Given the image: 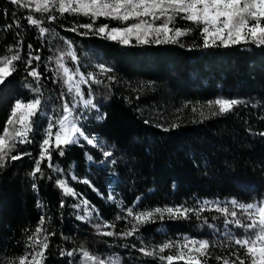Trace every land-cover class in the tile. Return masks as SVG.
<instances>
[{"label":"trees","instance_id":"16d2710c","mask_svg":"<svg viewBox=\"0 0 264 264\" xmlns=\"http://www.w3.org/2000/svg\"><path fill=\"white\" fill-rule=\"evenodd\" d=\"M48 14L55 19L48 20ZM48 14L0 0V57L19 51L23 58L15 62L18 70L0 87V134L17 100L27 103L39 97L42 102L39 117L33 118L38 121L31 134L33 142L18 145L12 153L30 155L9 160L0 168V264L29 251L27 237L41 217L45 218L42 227L50 234L45 264H69L70 260L80 264L81 249L104 260L117 258L120 264H161L139 249L179 241L186 235L212 242L208 231L216 211L206 208L200 218L191 213L188 219L157 216L155 222L125 237L121 234L135 223L128 218V208L136 212L181 205L198 208L204 201L247 203L264 198V136L259 135L264 132V47L241 44L206 49L199 30L178 37L176 43L138 44L132 39L125 46L79 27L92 22L88 17L61 16L54 9ZM28 15L48 29L44 37L28 24ZM127 23L99 18L93 31L103 24L111 28ZM73 27L75 32L68 30ZM173 27L196 26L178 19ZM65 41L71 42L76 62L64 55ZM30 54L41 57L31 65H39V84L27 75ZM58 56L73 72L79 68L85 77L92 73L100 83L80 84L81 95L75 88L69 92L62 71H57ZM100 65L110 71L101 73ZM77 80L79 76H74ZM37 86L39 93L34 91ZM218 98L241 103L227 114L212 116L218 107L210 103ZM87 99L96 107H86ZM64 103L76 106L72 115L80 117L78 126L102 147L77 143L67 147L63 156L54 150L52 168L45 160L43 175L33 177L30 173L45 130L50 121L62 117ZM103 151L113 153L106 163H101ZM58 179L65 180L76 195H63ZM85 179L89 184L81 182ZM110 195L113 200L108 199ZM84 200L91 215L78 219L85 214ZM109 231L116 235L102 234ZM61 249L75 255L61 257ZM236 251L215 245L209 250L208 264H218L217 256L235 259L231 253Z\"/></svg>","mask_w":264,"mask_h":264},{"label":"snow or ice","instance_id":"6c2138e0","mask_svg":"<svg viewBox=\"0 0 264 264\" xmlns=\"http://www.w3.org/2000/svg\"><path fill=\"white\" fill-rule=\"evenodd\" d=\"M10 3L22 8H30L33 12L41 15L49 13L50 9L59 12L61 16L64 14L82 15L90 18L91 23L80 24L79 27L89 30L94 35L101 38L119 42L122 45H130L134 38L138 44L149 43H176L177 38L187 35L189 32L199 30L203 39V48L211 47H231L241 44H254L257 47H264V0H10ZM34 6V7H33ZM48 20H54L55 17L48 14ZM99 18H105L109 21L129 22L123 27H109L108 24L100 25L93 31V25ZM178 19L185 20L195 25V29L188 27L181 29L173 27ZM156 21H161L157 24ZM29 25L39 29L41 37L45 36L48 29L41 27V21L34 18L33 15L27 16ZM11 31V27L8 28ZM69 31H76L73 27ZM88 33H82L87 35ZM68 44V51L64 54L76 62L78 57L76 52L72 51L71 42L65 41ZM32 47L31 44L28 45ZM23 59L19 51L11 56L0 57V87L8 83V78L13 75L18 69L17 61ZM40 56H31L27 61L26 68L27 75L32 77L37 84L40 82L42 75L37 69L39 65L32 67L33 60L39 61ZM57 71H62L63 83L71 92L75 88L77 95H81L80 84L87 83L91 80L93 83H100L95 79L92 73L87 77L80 74L79 68L73 72L69 67L65 66L63 56L56 58ZM100 72H108L110 69L99 66ZM74 76H79V80L74 81ZM110 78V77H109ZM55 82V81H54ZM39 93L40 88L37 86L34 89ZM91 95V93H89ZM241 103L236 99L218 98L210 103V107H218V112L213 111L212 116L227 114L234 109L236 105ZM86 107L95 108L93 100L87 99L84 101ZM75 105L64 103L62 105L63 115L56 121H50L45 130V137L40 143L39 158L35 160V167L30 173L35 177L38 173L43 175L41 164L47 160L48 167L52 168L51 161L53 159L52 152L59 151V155H65L67 147L77 144L79 138L87 141V144L94 147H102L99 142L89 138L85 131H82V125L78 126V116H73L72 113ZM42 110V102L39 97L24 103L19 100L16 101L11 109V113L5 122L2 134H0V168L6 167L7 161H17L22 159L24 155L30 153L12 154L16 152L18 145L30 144L33 142L34 125L38 121H34V117H39ZM101 118V117H98ZM19 124L20 127H16ZM58 126V127H57ZM176 127V125H173ZM54 145L52 141L53 130ZM167 131V129H165ZM264 136V132L259 133ZM105 158L101 163H106L112 157L111 151H103ZM88 159L91 161L92 157ZM115 163V161H112ZM60 171V169H53ZM72 179H77L73 176ZM89 184L88 180L81 181ZM56 184L63 190L65 196H75V190L68 185L65 180L58 179ZM35 188V184H33ZM109 200L114 198L110 195ZM231 208L227 205L219 206L218 202L204 201L203 205L198 208H188L183 205L177 207L154 208L152 210L136 212L134 208H128L127 215L132 217L135 223L129 231L121 235L133 236L139 231L143 225L155 222L157 216L163 220L165 214L168 219H188L189 214L196 215L200 218V214L210 204H215L214 210L224 217V224L233 225L237 229H243V235L239 238L234 237L230 232L227 234L228 238L232 240L234 245L239 246L236 252L231 253L235 259L228 257L217 256L215 259L218 264H264V198L258 202L241 203L235 199L230 202ZM85 205L84 216L78 219H86L91 215L88 210V201H82ZM60 206H65L64 201L61 200ZM76 207H79L77 205ZM239 210V211H237ZM94 212L95 209H92ZM243 215L244 219L239 217ZM231 217V219H229ZM121 219V217H117ZM45 224V218L41 217L38 226L27 237L26 248L29 251L15 260H9L7 264H45L48 259L49 233L46 228L42 227ZM106 227H114V225L106 224ZM99 227V226H98ZM106 236L116 235L113 232L102 233ZM212 242L208 240H197L184 237L182 241H167L163 244L157 245L151 250L147 247H141L139 251L146 257L158 259L161 264H208L207 257L209 250L213 247ZM227 247V245H225ZM242 250L243 256L240 251ZM80 264H120L117 258H109L108 260L101 259L98 256L90 254L87 250L81 249ZM168 252L165 255V252ZM73 251L65 252L60 250L61 257H73ZM30 257V258H29ZM69 264H74L69 261Z\"/></svg>","mask_w":264,"mask_h":264},{"label":"rangeland","instance_id":"374dc122","mask_svg":"<svg viewBox=\"0 0 264 264\" xmlns=\"http://www.w3.org/2000/svg\"><path fill=\"white\" fill-rule=\"evenodd\" d=\"M134 39V38H133ZM16 127H20L19 124L16 125ZM90 138V137H89ZM93 139V138H92ZM53 143H54V135H53V139H52ZM85 142L87 143L86 140H84L82 137L79 138V142L78 143H82ZM92 147H94L93 145H91ZM229 201H221V200H215V201H209V202H218L219 206L224 207V206H228L229 208H231L230 202ZM215 208V204H210L207 209H213ZM239 211V210H237ZM129 220H131L132 222H134L132 217H128ZM240 219H244V216L241 215L239 217ZM229 219H231V217H229ZM209 229L210 231H208L209 237H211L212 243L213 245H220L224 248L227 249H239V246L234 245L232 243V240L228 238V233L230 232L234 237L239 238L240 235H243V229H237L235 226L233 225H225L224 224V217L220 214L217 213L215 214V216H213V221L209 224ZM184 237H188L191 239H197V240H204V239H200V238H192L190 236H183L179 241H182ZM206 240V239H205ZM161 243H151L149 244V246H146L149 250H151L152 248H154L157 245H160ZM227 245V247L225 246ZM241 256H243V252L242 250L240 251Z\"/></svg>","mask_w":264,"mask_h":264}]
</instances>
